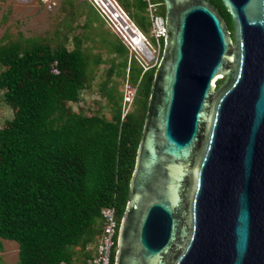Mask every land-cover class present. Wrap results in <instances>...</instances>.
I'll return each mask as SVG.
<instances>
[{
    "label": "water",
    "instance_id": "water-1",
    "mask_svg": "<svg viewBox=\"0 0 264 264\" xmlns=\"http://www.w3.org/2000/svg\"><path fill=\"white\" fill-rule=\"evenodd\" d=\"M221 1L233 37L209 0H163L113 264H264V0Z\"/></svg>",
    "mask_w": 264,
    "mask_h": 264
},
{
    "label": "trees",
    "instance_id": "trees-1",
    "mask_svg": "<svg viewBox=\"0 0 264 264\" xmlns=\"http://www.w3.org/2000/svg\"><path fill=\"white\" fill-rule=\"evenodd\" d=\"M209 1L231 25L222 1ZM151 2L163 15L162 0ZM137 6L146 10L147 2L137 0ZM149 23L144 16L137 24ZM162 47L163 40L159 57ZM0 65V90L14 109L0 127V237L17 242V264H70L73 248L91 262L102 233L101 209L114 207L119 223L127 203L156 65L128 66V80L142 84L146 99L139 119L121 117L122 93L114 97L110 90V118L66 109L86 87L88 61L78 49L38 45L22 52L9 44L0 51ZM91 244L94 250L87 249ZM115 248L116 237L109 264Z\"/></svg>",
    "mask_w": 264,
    "mask_h": 264
},
{
    "label": "rangeland",
    "instance_id": "rangeland-1",
    "mask_svg": "<svg viewBox=\"0 0 264 264\" xmlns=\"http://www.w3.org/2000/svg\"><path fill=\"white\" fill-rule=\"evenodd\" d=\"M112 2L143 35L145 56L131 44L122 24L113 19L98 0H0V51L9 44L18 45L22 52L38 45L80 50L88 61L86 87L81 90L77 102L65 103L66 109L99 112L110 118L113 109L106 92L110 90L114 97L122 93L129 65L143 64V69L151 68L159 57L150 26L141 28L137 24L140 17L147 16V10L137 6V0ZM119 43L123 45L121 52L114 50V45ZM124 62H127L126 67ZM2 68L0 65V71ZM223 81L224 77L218 79L214 86L218 87ZM138 82L131 83L137 84L132 103L124 104L121 99V117L126 113L140 117L141 104L146 99L142 84L138 87ZM13 113V107L5 102L0 90V127L13 117ZM94 246L88 245L87 249L92 250ZM73 249L75 254L70 264H92L85 260V251ZM17 263V242L0 237V264Z\"/></svg>",
    "mask_w": 264,
    "mask_h": 264
},
{
    "label": "built area",
    "instance_id": "built-area-1",
    "mask_svg": "<svg viewBox=\"0 0 264 264\" xmlns=\"http://www.w3.org/2000/svg\"><path fill=\"white\" fill-rule=\"evenodd\" d=\"M46 2L48 0H41ZM147 2V16L149 18V25L154 40L157 45V55H159L161 49V42L166 33L165 21L162 14L157 12L155 4L151 0H145ZM144 46V44H143ZM137 91V84H131L128 80V70L126 73V80L122 90V100L124 104L132 103ZM101 218L103 220L102 233L97 245V255L92 260V264H109L112 249L115 245V237L117 238V231L119 226L116 217V210L114 207H104L100 211Z\"/></svg>",
    "mask_w": 264,
    "mask_h": 264
},
{
    "label": "bare ground",
    "instance_id": "bare-ground-1",
    "mask_svg": "<svg viewBox=\"0 0 264 264\" xmlns=\"http://www.w3.org/2000/svg\"><path fill=\"white\" fill-rule=\"evenodd\" d=\"M98 2L109 12L113 19L118 20L122 24V28L127 31L126 33H128L127 35L131 44L144 55L147 51H145V47L143 46V35L138 31V29H136V27L130 23L121 12L118 11V8L112 0H98ZM115 10L117 13L114 12ZM213 83L215 85V81Z\"/></svg>",
    "mask_w": 264,
    "mask_h": 264
},
{
    "label": "flooded vegetation",
    "instance_id": "flooded-vegetation-1",
    "mask_svg": "<svg viewBox=\"0 0 264 264\" xmlns=\"http://www.w3.org/2000/svg\"><path fill=\"white\" fill-rule=\"evenodd\" d=\"M162 5H163V7H164V2H163V0H162ZM164 16H165V7H164V14H163V18H164ZM164 21H165V18H164ZM226 24H227V26H228V29L230 30V33H231V36L233 37V25L231 24V25H229L227 22H226Z\"/></svg>",
    "mask_w": 264,
    "mask_h": 264
}]
</instances>
